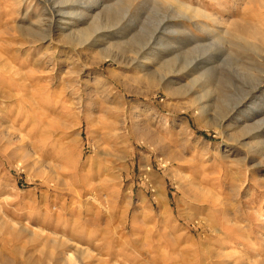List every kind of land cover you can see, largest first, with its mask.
I'll use <instances>...</instances> for the list:
<instances>
[{"label":"rangeland","instance_id":"obj_1","mask_svg":"<svg viewBox=\"0 0 264 264\" xmlns=\"http://www.w3.org/2000/svg\"><path fill=\"white\" fill-rule=\"evenodd\" d=\"M54 1L0 0V264H264V0Z\"/></svg>","mask_w":264,"mask_h":264},{"label":"bare ground","instance_id":"obj_2","mask_svg":"<svg viewBox=\"0 0 264 264\" xmlns=\"http://www.w3.org/2000/svg\"><path fill=\"white\" fill-rule=\"evenodd\" d=\"M74 2H75V0H73ZM84 1V0H83ZM130 1V0H129ZM134 1V0H133ZM47 2V1H46ZM62 2V1H61ZM91 2H93V1H91ZM56 3H58V0H55L54 1V8L55 7H57V5H56ZM87 3V2H86ZM125 4H123V5H127L126 6V8L125 9H127L128 7H130L131 5H132V2H129V3H127V2H124ZM222 3V2H221ZM59 4V3H58ZM80 4V3H79ZM120 5L119 3H116V6H118V5ZM59 6V5H58ZM103 6V5H102ZM121 6V5H120ZM112 6H110V8H111ZM58 8V7H57ZM101 8V7H100ZM100 8L98 9V11L97 12H99V10H100ZM107 8V7H106ZM109 8V7H108ZM110 8H109V10H110ZM86 9L88 10V15H89V13H91L92 11H91V8L89 7H86ZM120 9V8H119ZM118 9V10H119ZM121 9H123V8H121ZM57 10V9H56ZM55 10V11H56ZM102 10V12H103V10H104V8H102L101 9ZM101 10H100V12H101ZM112 10H113V8H112ZM118 10H117V12H118ZM114 12V11H113ZM83 13V12H82ZM109 14L111 13V12H108ZM115 13V12H114ZM120 13H121V11H120ZM177 16H179L180 18L181 17H185V18H198V17H206V18H209V15L205 12V10L204 9H200V8H197V9H194V8H192V9H190V7L189 8H185V9H181V10H177ZM85 14H87V13H85ZM101 13H99V15H98V17L96 16V14H94V15H92V21L94 20H97L98 22L95 24V23H92L93 24V26H94V24H95V27L94 28H92V29H94L95 30V33H98L99 31H101V30H106V29H111V28H113V26L115 25V23L112 21V19L109 17L108 19H107V21L105 22H103V19L102 18H99L101 15H100ZM103 14H105V13H103ZM119 14V13H118ZM113 14L111 13V16H112ZM49 16H52L51 14L49 15ZM82 16V15H81ZM116 16V15H115ZM82 17H84V16H82ZM87 17V16H86ZM160 17V16H159ZM50 18V17H49ZM113 18H115L114 16H113ZM190 19V20H191ZM164 19H163V17H161L160 18V22L159 23H162V22H164L163 21ZM189 21V20H188ZM117 23V22H116ZM248 23V22H247ZM234 25H236L235 27V30H238V37L237 38H240L241 40H242V42H240V41H238V42H233V44L234 45H236V46H238V47H243V48H246V49H248V50H251V51H253L254 52V54H255V58L254 59H251V58H249L250 60H249V62H246V64L248 65V67L249 68H246V66H243V64H239L238 66V68H240V74L242 75V78L244 77V79L245 78H247L248 79V81H250V85H251V88L248 90V91H246L245 92V94H244V96L242 97V99H241V101H240V104L237 106V107H239L240 105H242V104H245V102H246V100L248 101V100H250L251 99V97H252V95L254 94V92L255 91H257L258 89H259V87H260V85L262 84V82H263V72H264V68L262 67V63L264 62V47L262 46H259V45H257L256 44V41L254 42L253 40H255V38H257L258 37V34H259V30H258V28H257V30H255V28H254V30H250V28L247 26L248 24H246V23H243L242 21H234V23H233ZM203 25V27L204 26H206L207 25V23H204V24H202ZM116 26V25H115ZM198 26V25H197ZM73 27V26H72ZM251 27V26H250ZM19 28L20 29H22V28H24V27H21V26H19ZM25 29V28H24ZM40 29H42V28H40ZM49 29V28H48ZM61 29H62V31H64V36L65 37H70V36H73V35H75L77 38H78V44L79 45H81V44H85L89 39H90V37L92 36V34L94 33V32H92V34L90 33V30H91V27L90 28H80V29H78L77 30V32H75L74 33V29L73 30H70V29H68V28H66V27H61ZM228 29V30H227ZM23 30V29H22ZM47 29H42V30H40V31H42V33H44V35L41 33V38L43 39V38H46V36H49V33L46 31ZM209 30V29H208ZM213 30V29H212ZM231 30H234V28L233 29H231ZM33 32L34 34H38L39 32L36 30V29H33V27L30 29V32ZM210 31V30H209ZM223 31H224V34L222 35V36H220V38L218 39V42H217V44L218 45H220V47L221 46H223L224 45V42L226 41V39H225V37L228 35V34H232L233 32H231L230 31V29L229 28H226V30H224L223 29ZM66 32V33H65ZM221 32H222V30H221ZM241 33H243V34H245V35H247V36H250V37H245L244 35H241ZM104 34V33H103ZM234 34V33H233ZM94 35V34H93ZM260 36V35H259ZM34 37H35V35H34ZM261 37V36H260ZM36 38V37H35ZM40 39V38H39ZM41 39V40H42ZM94 40V39H93ZM37 41V40H36ZM72 42V41H71ZM89 42V41H88ZM94 42V41H93ZM204 45V44H203ZM208 45V44H207ZM109 49L110 48H107V47H103L102 48V50H103V58H105V59H108V58H111V55L109 54ZM2 50V49H1ZM17 50V49H16ZM9 53V52H8ZM12 53H13V51H12ZM13 56V55H12ZM10 57H11V55H10ZM14 57V56H13ZM29 57V56H28ZM8 58V57H7ZM12 58V57H11ZM11 58H9L10 60H11ZM16 58H17V55H16ZM197 58V57H196ZM196 58H194L193 60L195 61L196 60ZM0 59H2V58H0ZM8 59V61H10ZM17 60V59H16ZM22 60V59H21ZM233 60V57H232V54H231V52H228V54L225 56V58H224V61H226L228 64H229V66H230V64L232 63L231 61ZM2 61V60H1ZM12 61H14L15 62V59L13 60V58H12ZM225 62V63H226ZM2 63V62H1ZM4 63V62H3ZM6 63V62H5ZM9 63V62H8ZM16 64V63H15ZM26 64V63H25ZM17 65V64H16ZM27 65V64H26ZM10 66V65H9ZM5 67V66H4ZM3 68V67H2ZM22 68H24V67H22ZM253 70V72H249L248 73V70ZM1 70V69H0ZM3 71V70H2ZM245 71L247 72V75H246V73H245ZM171 73V72H170ZM239 73V72H238ZM206 75V74H205ZM241 75H240V77H241ZM167 76V75H166ZM170 76V75H169ZM202 76V73H200L198 76H196V77H193V79H192V85L194 84V82L195 81H197V80H199L200 78H202L201 77ZM246 79V80H247ZM6 80V79H5ZM4 80V81H5ZM1 81H3V80H1ZM13 82V81H12ZM203 82V81H202ZM204 82H205V80H204ZM203 82V83H204ZM189 84V83H188ZM191 84V83H190ZM206 84V83H205ZM195 85V84H194ZM3 86V85H2ZM2 86H0L1 88H3ZM5 88V87H4ZM192 86H191V90H192ZM2 90V89H1ZM194 91V90H193ZM3 92V91H2ZM2 92H1V94H2ZM203 94H201L200 96H198V99H199V103H201V102H203V100L206 98V97H208V95H210V94H212V93H214L215 92V90L212 88V87H210L208 84H206L205 85V88L203 89ZM3 93H5V92H3ZM11 95V94H10ZM7 97V96H6ZM9 97V96H8ZM7 97V98H8ZM197 97V96H196ZM205 101V100H204ZM204 103V102H203ZM245 106V105H244ZM207 106L206 105H202V106H200V108H201V112L203 113H206L209 109V106L206 108ZM252 109V108H251ZM36 115V114H35ZM225 117V116H224ZM251 117V116H250ZM36 118V117H35ZM264 118V117H263ZM225 119V118H224ZM248 119V118H247ZM241 123V122H240ZM263 124L264 123V119H261V120H254L253 119V121L248 125H244V127L242 128L243 130H246V133L245 134H248L249 133V130L250 131H253V130H255L256 128H258V125H256V124ZM52 125V124H51ZM243 125V124H242ZM222 127H223V124H222ZM224 129H225V127H223ZM228 128H234V126L232 125V124H229L228 125ZM259 128H260V126H259ZM226 129H227V127H226ZM225 129V132L227 131ZM241 129V130H242ZM256 132V131H255ZM250 134V133H249ZM247 136H250V135H247ZM29 139V138H28ZM27 139V140H28ZM45 140V139H44ZM45 142H46V140H45ZM261 143V142H260ZM263 144V143H262ZM260 146V145H259ZM39 149V148H38ZM263 152V151H262ZM49 156V155H48ZM64 241V240H63ZM113 241V240H112ZM43 243V242H42ZM44 245H48L46 242H44L43 243ZM70 253V252H69ZM1 254V253H0ZM109 254L111 255V257H112V255H116V254H122V251H120V252H109ZM69 255V254H68ZM109 255V256H110ZM0 256H2V255H0ZM70 256V255H69ZM69 256H67V257H69ZM114 257V256H113ZM71 258V257H70ZM126 258H127V256H126ZM22 260V259H21ZM128 260V259H127ZM26 262H28V261H26ZM29 263V262H28ZM137 263V261L134 263V264H136ZM130 264H132V262L130 263ZM140 264H143V263H140Z\"/></svg>","mask_w":264,"mask_h":264}]
</instances>
